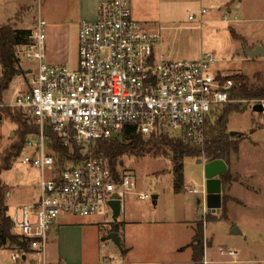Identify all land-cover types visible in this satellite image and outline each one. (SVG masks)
I'll return each instance as SVG.
<instances>
[{
	"label": "rangeland",
	"instance_id": "rangeland-1",
	"mask_svg": "<svg viewBox=\"0 0 264 264\" xmlns=\"http://www.w3.org/2000/svg\"><path fill=\"white\" fill-rule=\"evenodd\" d=\"M128 1L134 18L147 30L161 34L162 45L157 49L166 59L191 60L202 52L213 53L214 71L231 76L242 74L251 82H256V73H264V53L255 57L245 53L247 48L255 49L257 45L264 49V0ZM94 3L91 0L88 5L92 7ZM83 6L87 4L76 0H0V25L11 24L13 20V27L28 29L32 21L33 28L40 16L46 22V33L55 26L60 32L58 46H68L58 52L49 51V59L74 68ZM190 15L195 18L189 19ZM24 44L17 47L19 67L33 70L34 62L22 56ZM30 76L28 71L16 74L3 92L2 101L13 102ZM255 103L232 100L223 106L224 109L227 105H241L238 112L225 114L226 132L241 134L231 137L239 149L229 155L227 162L228 171L235 179L225 186L221 183L220 209L207 210L204 215L202 194L189 193L184 188L202 189L204 162L208 161L203 152L195 159L184 158V186L178 193L173 189L174 175L167 150L154 148L143 156L126 154L119 159L117 167L133 176L135 192L145 193L149 198L142 200L137 194H127L116 220L111 211L105 215L106 221L99 216L69 215L65 218L68 223L61 226L60 237L57 235L55 245L51 246L48 264L56 263L59 255L67 259V264H123L131 260L152 264L166 263L168 259L176 264H191L187 247L200 222H204V258L218 261L209 264H264V111H253ZM18 128L6 115L0 119V155L18 141ZM34 149L28 145L12 167L0 174L6 188L9 216L15 207L27 205L40 195V169L22 163L25 156L34 155ZM199 158L204 162L198 163ZM208 214L213 220H207ZM233 229L238 232L232 233ZM113 232L117 233L122 249L127 244L132 246L129 254L122 253L115 244ZM12 233L15 234L13 228ZM177 246L181 249L174 251ZM231 250L234 255L227 253ZM0 264H12L8 251L0 250Z\"/></svg>",
	"mask_w": 264,
	"mask_h": 264
},
{
	"label": "built area",
	"instance_id": "built-area-1",
	"mask_svg": "<svg viewBox=\"0 0 264 264\" xmlns=\"http://www.w3.org/2000/svg\"><path fill=\"white\" fill-rule=\"evenodd\" d=\"M45 27L38 16L23 45V58L35 64L27 69L30 80L13 102H0V111L17 109L38 128L27 143L35 148L34 155L25 156L22 163L40 169V195L9 216L15 234L26 242V249L11 253L12 264H47L49 230L61 215L106 221L111 201L121 202L127 194L149 198L135 192L133 176L118 167L113 172L93 154L95 141L120 138L126 126H132L144 137L167 134L203 152L208 126L232 101L234 81L212 69L213 53L202 52L191 60L166 59L157 49L161 34L134 18L128 0H102L96 19L81 22L74 68L45 60ZM257 103L264 105V100ZM47 126L64 145L81 146L83 158L60 167L47 147ZM184 188L202 194L205 215V182L200 191Z\"/></svg>",
	"mask_w": 264,
	"mask_h": 264
},
{
	"label": "trees",
	"instance_id": "trees-1",
	"mask_svg": "<svg viewBox=\"0 0 264 264\" xmlns=\"http://www.w3.org/2000/svg\"><path fill=\"white\" fill-rule=\"evenodd\" d=\"M11 24L12 21L10 22ZM11 24L0 25V102H2L3 92L8 89L14 76L18 71L27 72L19 67L18 50L20 44L28 42L30 29L16 28ZM234 86L230 91L232 100H253L260 102L264 100V73H256V82H251L249 77L237 74L232 75ZM241 105L223 109L222 115H219L215 122L208 126L203 153L208 160L222 159L228 162L231 153L238 152V144L235 143L225 129V114L241 110ZM6 115L15 124L19 125V139L7 147L0 155V174L2 171L9 170L15 160L26 148L30 136H35L38 132L37 126L29 121L19 110L12 108H3L0 111L1 118ZM47 137V147L55 156L56 163L62 167L68 161H78L83 158V149L81 146L72 142L70 145H64L59 134L53 132L49 126L45 129ZM154 148L165 149L170 153V160L173 170V189L178 193L184 186V158H196L201 156V149L191 146L185 140L170 137L167 134L151 135L144 137L132 126H126L123 135L120 138L109 140H97L92 144V152L98 158L105 160L113 172H115L119 159L126 155L143 156ZM222 186L235 179L228 171L220 175ZM6 188L0 178V246L9 243L16 248L26 249V242L12 233V222L8 215V207L5 203ZM222 207V205H221ZM207 220H213L212 215L208 214ZM115 231V228L112 229ZM204 222L196 224L195 234L190 243L192 248L193 264H203L204 258ZM126 250H124V254Z\"/></svg>",
	"mask_w": 264,
	"mask_h": 264
},
{
	"label": "crops",
	"instance_id": "crops-1",
	"mask_svg": "<svg viewBox=\"0 0 264 264\" xmlns=\"http://www.w3.org/2000/svg\"><path fill=\"white\" fill-rule=\"evenodd\" d=\"M76 1H78L80 4H84V3L87 4V6H85V7L83 6V8H82V22L83 21H93V20L96 19V16H97V7H98L99 2L102 1V0H95V3L92 5V7H90V5H88L91 2V0H76ZM9 20H10V18L7 21H9ZM22 20H24V16H22ZM12 23H14L13 20H12ZM21 23H23V21ZM55 27L50 28V30L48 31V33H46L45 59L50 64H66V63H63V62L60 63L59 61L50 60L49 57H51V56H48V54H47V53H49V51H52V52L53 51H56V52H58L61 49L62 50L68 49V46H64V44L61 47L58 46L59 45V39L58 38L60 37V32L57 31L55 29ZM31 28H32V21H31V26L28 29H31ZM50 44H52L53 48H50ZM249 49H251V48H249ZM77 54H78V52H77ZM27 82H28V79H27ZM0 119H1V117H0ZM156 198H157V195H156ZM35 200H33V202ZM33 202L31 200V202H29V203H33ZM155 202H156V200H155ZM198 202H199V200H198ZM121 208H122V205H121ZM67 217H69V215H61V216H59L53 222V224H52V226H51V228L49 230V235H48V242H47V248H46V259H47V257H49V256L52 255L51 246L52 245H55V240L57 238V235H59V237H60V229H61V226H64L66 223H68V222L65 221V218H67ZM82 218H84V217H82ZM86 218H88V217H86ZM101 219H103V218H101ZM194 234H195V232L193 233V235ZM187 245H185V246H187ZM189 245H190V243H189ZM189 245H188L187 248H189V250H190L189 251L190 262H191V264H193V261H192V248ZM15 249H17V248L15 246L10 245L9 243H5V244H3V245L0 246V250H5V251H8L9 252V258L11 256V253ZM180 249H181V247L177 246L174 249V251H178ZM124 250H126V253L125 254L127 255V254H129L133 250V248H132L131 245L127 244V246H125V249ZM204 257H205V252H204ZM10 260H11V258H10ZM213 261H217V260H206L204 258V264H209L210 262H213ZM231 261L239 262V261L234 260V259L231 260ZM66 262H67V259L65 257H61L59 255L58 258H57V260H56V263H54V264H67ZM159 263L160 262H156V263H153L152 262V264H159ZM47 264H48V262H47ZM123 264H146V261H144V262H137V261L131 260V261H128L127 263H123ZM160 264H176V262H174V260L168 259V260H166V263L161 262Z\"/></svg>",
	"mask_w": 264,
	"mask_h": 264
},
{
	"label": "water",
	"instance_id": "water-1",
	"mask_svg": "<svg viewBox=\"0 0 264 264\" xmlns=\"http://www.w3.org/2000/svg\"><path fill=\"white\" fill-rule=\"evenodd\" d=\"M245 53L250 57H255L260 53H264L263 47L257 45L255 49L247 48ZM29 72V71H28ZM20 74V71L17 72ZM252 110L255 112H263L264 105L262 103H255L252 105ZM230 137H237L241 133L238 131H229ZM13 135V133L11 134ZM198 163H203L202 159H197ZM227 163L222 159H214L208 160L204 162V176H205V187H206V206L209 211L215 212L217 209L221 208L222 205V189H221V179L220 175L227 170ZM156 198V195L153 196ZM155 203V200H154ZM112 208V217L114 220L118 218L121 212V202L120 200H113L110 203ZM238 232L237 229H233L232 233ZM111 237L115 244L122 250L124 253V249H122V245L120 240L118 239V235L116 232L111 234Z\"/></svg>",
	"mask_w": 264,
	"mask_h": 264
}]
</instances>
